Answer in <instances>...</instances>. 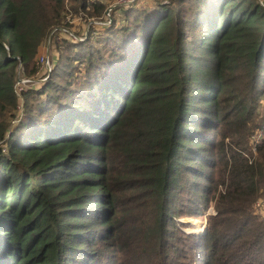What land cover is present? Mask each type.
<instances>
[{"label":"trees","instance_id":"1","mask_svg":"<svg viewBox=\"0 0 264 264\" xmlns=\"http://www.w3.org/2000/svg\"><path fill=\"white\" fill-rule=\"evenodd\" d=\"M149 4L72 44L100 1L0 0V264H264V6Z\"/></svg>","mask_w":264,"mask_h":264},{"label":"rangeland","instance_id":"2","mask_svg":"<svg viewBox=\"0 0 264 264\" xmlns=\"http://www.w3.org/2000/svg\"><path fill=\"white\" fill-rule=\"evenodd\" d=\"M89 2H93L95 0H88ZM100 1L102 4H104V9L103 11L98 14V15H94L92 14L91 15V12L92 10H90V6H88L84 11L78 9L75 13L73 12L72 14L70 12H68V14L66 15V25L68 26H64L62 28L64 29H70L71 32H78L80 31L81 33L83 32L84 29V24L88 22L89 19H94L96 20V18L98 17H102L101 20H104L105 22H103V25H91L89 27V30H88V34L86 35V37H84L83 39L81 40H77L73 37H70L71 35L70 34H67L69 32H64V34L60 37V38H64V39H70V42L72 44H78V43H82V42H85L87 41L89 38L93 37L96 35V33H101L103 31H105L107 28L113 26L114 23L117 24V22H114L116 20V18H120V15H119V11L116 12L118 9H113V11H110V7H114L116 6L117 8L120 9H127L128 7L130 8L129 6V3H123L121 2L119 5L117 4L119 2V0H98ZM117 1L116 4H114L115 2ZM259 2L264 6V2L262 0H259ZM148 3V0H138L136 1L134 4H137V5H140V4H146ZM111 4H114V5H111ZM150 5V4H149ZM69 7H70V4H69ZM110 11V12H109ZM105 12V14H104ZM106 12H109L111 13L110 14V19H106L107 15H106ZM103 14V15H102ZM102 15V16H101ZM85 33V32H84ZM84 33H83V36H84ZM68 36V37H67ZM82 36V37H83ZM52 36H48V38L45 40L39 54L37 55V61L40 63H48V65L52 68H51V71L49 73V76L51 75L53 69H54V66L56 64V61L58 59L57 58V53H56V50L53 46H52ZM8 49V48H7ZM25 78H30V77H22V81H27ZM48 79L45 80V82L47 81ZM26 83H23L21 82L20 83V86H24ZM42 84V83H41ZM40 84V85H41ZM39 84L36 86H40ZM34 86V85H33ZM34 87V89L36 88ZM22 113V111H21ZM20 113V115H21ZM18 122V120H13L12 121V124L13 125H16ZM258 206L255 210V212H257L258 214H260L261 216L264 215V199H262L261 201L258 202ZM214 210L212 208V206L209 207V209L206 211V215H209L210 213H213ZM177 221L179 222H182V223H185V226H182V230L183 232H197V233H201V234H204L207 230V223H206V218L203 217V218H188V217H178L177 218ZM186 223H189V225L186 226Z\"/></svg>","mask_w":264,"mask_h":264},{"label":"built area","instance_id":"3","mask_svg":"<svg viewBox=\"0 0 264 264\" xmlns=\"http://www.w3.org/2000/svg\"><path fill=\"white\" fill-rule=\"evenodd\" d=\"M118 1V0H117ZM117 1L114 3V4H116L117 3ZM136 1H138V0H119V2L117 3L118 5L121 3V2H123V3H129V6H132V5H134V3L136 2ZM140 1V0H139ZM155 0H148V3H146V4H149V3H152V2H154ZM114 4H111V5H114ZM110 9V11H113V9H118L116 12H118L119 11V8H117L116 6H112V7H110L109 8ZM109 11V12H110ZM109 12H106V15H107V17H106V19H110V14L111 13H109ZM104 14H105V12H104ZM103 15V14H102ZM101 15V16H102ZM101 18L102 17H98V18H96V20H94V19H89L88 20V22L87 23H85L83 26H84V29L85 30H83V32L81 33L80 31H78V32H71V30L70 29H64V28H61V30H62V32H63V34H64V32H69V33H67V34H70L71 36L70 37H73V38H75V39H77V40H81V39H83L84 37H86V35L88 34V30H89V27L91 26V25H103V22H105L104 20H101ZM85 32V33H84ZM83 33H84V36H83ZM83 36V37H82ZM68 37V36H67ZM69 39V38H68ZM39 70L38 71H36L35 72V75H34V77H32V78H25L27 81H22L21 79L19 80V81H17V83H16V85H15V91H16V93H19L21 90H23V89H25V87L26 86H29V87H32V88H34V87H36L39 83H41V82H44L47 78H48V76H49V73H50V71H51V68H52V66L50 67L49 65H48V63L46 62H44V63H42V62H40V66H39ZM21 82H23V83H26L24 86H20V83ZM34 85V86H33ZM18 111L21 113V111H22V104H20L19 106H18ZM259 205V204H258Z\"/></svg>","mask_w":264,"mask_h":264}]
</instances>
